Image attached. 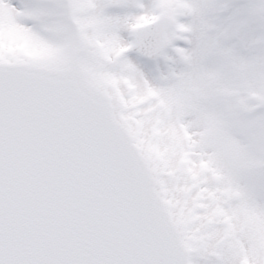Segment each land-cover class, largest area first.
<instances>
[{"label": "snow or ice", "instance_id": "1", "mask_svg": "<svg viewBox=\"0 0 264 264\" xmlns=\"http://www.w3.org/2000/svg\"><path fill=\"white\" fill-rule=\"evenodd\" d=\"M0 264H264V0H0Z\"/></svg>", "mask_w": 264, "mask_h": 264}]
</instances>
